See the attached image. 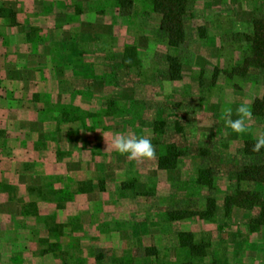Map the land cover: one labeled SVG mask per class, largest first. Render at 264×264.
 <instances>
[{"label":"rangeland","instance_id":"rangeland-1","mask_svg":"<svg viewBox=\"0 0 264 264\" xmlns=\"http://www.w3.org/2000/svg\"><path fill=\"white\" fill-rule=\"evenodd\" d=\"M134 2L132 11L118 9L111 0L67 2L86 10L83 22L67 27L40 28L33 17H22L23 24L16 26L0 19V179L9 181L21 172L17 185L5 192L10 201L0 202V264H99L98 257L102 264H115L113 259L123 256L132 264H186L179 249L181 231L210 245L208 257L196 264L214 259L264 264V228L256 233L248 228L257 211L224 212L230 175L243 165L264 162V156L244 153L245 141L264 133V119L252 117L248 131L237 135L222 116L231 108L235 119L236 108L247 104L252 109L264 92V72L249 79L226 74L249 55L246 36L253 20L264 16V0H190L187 39L178 49L168 46L160 30L162 16L151 4ZM15 6L23 12L19 3ZM68 8L58 14L70 15ZM70 38L78 39L75 45ZM127 46L137 48L140 71L121 64ZM72 50L76 56H60ZM53 52L59 57H49ZM169 55L182 62L180 82L167 80ZM67 93L82 98L68 104ZM64 112L77 120L63 122ZM156 120L167 122L161 143L187 148L176 170L158 169L163 148L156 144ZM19 131L27 133L29 146L34 143L33 152H15L20 144L13 137ZM120 132L149 138L156 158L133 162L106 150ZM202 149L208 154L203 156ZM13 157L20 163L13 164ZM51 167L62 175H48ZM205 167L216 175L217 217L171 220L172 211L205 208L210 192L196 182ZM84 178L96 184L86 200L75 199L63 209L48 201L62 197H53L51 188L59 192ZM102 182L105 191L99 188ZM1 183L0 198L7 186ZM257 189L264 193V185ZM31 204L41 205L43 215H25ZM49 216L65 226L62 235L48 237ZM152 246L159 255L147 258L145 249Z\"/></svg>","mask_w":264,"mask_h":264},{"label":"trees","instance_id":"trees-1","mask_svg":"<svg viewBox=\"0 0 264 264\" xmlns=\"http://www.w3.org/2000/svg\"><path fill=\"white\" fill-rule=\"evenodd\" d=\"M120 10L132 11L135 7L134 0H111ZM153 10L159 13L161 18L160 30L164 34L169 47L178 49L187 39L186 32V18L190 9V0H147ZM0 18L8 19L12 25H16V13L9 8L0 7ZM247 41L251 44L249 55L244 57L243 62L234 67L231 71L226 72L230 78L239 77L242 79H249L255 72H264V16L256 17L253 20L252 33L246 36ZM121 64L130 69L133 67L142 69L141 58L136 47L127 46L121 58ZM167 80L170 82H180L183 79L182 62L176 55H169L167 57ZM116 105V103H111ZM253 117L264 119V92L256 98L252 104ZM63 122L69 123L77 119L70 118V112H64ZM154 132L156 134L157 145L162 146L161 154L158 158V169L162 171L176 170L180 166L181 159L187 155V148L181 146L177 142L161 143V136H164L167 129V122L164 120H156L153 124ZM177 133L182 134V127L176 124ZM155 141V142H156ZM256 139L246 140L244 143V153L249 157L264 156V148L259 153L252 152V146ZM203 156L208 154L206 149H202ZM231 188L224 198V212L226 216H230L235 209H242L247 212L257 211V216L250 220L249 230L252 233L259 232L264 228V193L257 189V186L264 185V162L246 164L240 167L237 171L230 175ZM197 184L206 188L210 195L206 199L204 209L198 211H184L177 210L170 213V219L174 221L189 220L198 217L203 220H212L218 215V203L216 197V175L211 167L201 168L198 171ZM70 186L65 187L59 192L51 188V195L58 197L55 200L48 201L55 203L58 209H63L72 202L76 196L83 194H90L95 192L96 184L92 180L88 181H71ZM104 182L99 185L100 190L105 191ZM102 185V186H101ZM254 188H249V186ZM1 186V185H0ZM125 186V185H124ZM53 187V185H51ZM11 186L7 185L1 192H7ZM42 190V189H41ZM42 192V191H41ZM34 207V208H33ZM34 209L33 213L30 211ZM31 208L25 210V215L33 214L39 215L38 205L31 204ZM28 210V211H27ZM51 219L53 224H50L46 230L48 237L51 238L55 234H63V226L56 222V218L52 216L47 217ZM57 235V236H58ZM48 238V239H49ZM47 239V240H48ZM179 249L185 256L186 264H196L202 261L209 255L210 245L203 240H198L193 232L185 231L178 234ZM47 253V252H45ZM159 250L152 246L145 249V256L147 258L158 257ZM97 262L103 263V258L98 257ZM115 264H132V259L129 256L115 257L113 259ZM211 264H223L219 259H214Z\"/></svg>","mask_w":264,"mask_h":264},{"label":"crops","instance_id":"crops-1","mask_svg":"<svg viewBox=\"0 0 264 264\" xmlns=\"http://www.w3.org/2000/svg\"><path fill=\"white\" fill-rule=\"evenodd\" d=\"M72 1L73 0H19V2H17V0H15L13 2V4L18 5V3H19V5L22 7V10H23L22 13L21 12L17 13L18 10L16 9V6L11 4V3H8V2H10V0H3L2 3H0V7L12 9L16 13V21H17L16 25H18V24L22 25L23 24L22 17H25V18H32L33 17L34 21L36 23V24L34 23L35 26L40 27V28L41 27H47V26H54V25L67 27V26L76 25V24L83 22L84 18L86 17V15H85L86 10L83 7H82V9H79V8H75L71 4L67 3V2L72 3ZM68 6H71L72 12L70 13V15H69V13L68 14L65 13L62 16L61 12L58 14L59 11L68 8ZM68 9H70V8H68ZM76 9L83 10V11L79 12V14H76V12H75ZM0 19L8 20V19H4V18H0ZM34 24H33V26H34ZM16 25H13V26H16ZM51 40L54 41L55 39H51ZM77 40L78 39H75V38L69 39L70 43H72L74 45L76 44ZM50 48H52V47L50 46ZM50 51H52V50L50 49ZM59 55H60L59 52H53L52 55H50V56L48 55V56L51 58H55V57H59ZM76 55H77L76 52L74 50H72L69 53L68 52L61 53L60 56H62V58L67 57V56L69 58H71V57H74ZM75 69H77V67H75ZM78 69H80V68H78ZM70 70L73 71V66L70 67ZM39 92H42V91H39ZM65 96H67V98L70 99V101H68L69 103L67 101H66V103H68V104L71 103L73 105H76L75 101H76L77 97L82 98L80 95L76 96V94H73V93H67ZM71 98L73 101L71 100ZM13 138L20 144L19 150H17V151L14 150L15 152H20V153H25V154H27L28 152H30V153L33 152L34 143H32L31 146H29L30 140L28 139L26 132L19 131L17 136H15ZM8 146H9V144H8ZM84 150L85 149L83 148L81 151L84 152ZM82 158L84 159V154L82 155ZM83 159H81V160L83 161ZM16 160H18V159L13 157L12 163L18 164L17 162H19V161H16ZM14 161H15V163H14ZM15 173H17V174L11 175L12 177L10 176L9 181H7V180L5 181V179L3 178V179H0V183L5 182L6 185H9L11 187H12V185H17V183L19 182L18 178L21 175V172L18 171ZM48 175H50L51 177H54V176H61L62 174L58 173L57 171H54V167H51V172L48 173ZM66 175L74 177L73 175H71L69 173ZM85 179H89V178L78 179V181H86ZM3 183H1V184H3ZM2 193H4V194L1 195L2 197L0 198V202L1 201L4 203L9 202L10 201L9 198L8 197L6 198L7 194H5V192H2ZM87 195H89V194L78 195L75 197V199L83 201V200H86L85 198ZM38 207H39L38 211L40 212L41 215H43V212L41 211V209H43V207H41V205H38ZM55 213H56V210L52 209L51 215L54 216V215H56ZM4 216H5V214H2L1 217H4ZM58 216L59 215H57V217ZM181 232H185V231H181Z\"/></svg>","mask_w":264,"mask_h":264},{"label":"clouds","instance_id":"clouds-1","mask_svg":"<svg viewBox=\"0 0 264 264\" xmlns=\"http://www.w3.org/2000/svg\"><path fill=\"white\" fill-rule=\"evenodd\" d=\"M236 118L233 119V110L226 108L223 113L224 124L226 128L231 129L233 133L242 135L248 131V122L252 120L253 114L250 106L241 104L235 110ZM106 143V142H105ZM264 148V133H261L252 146V152L259 153ZM106 150H112L121 156H125L133 162H143L156 158V149L151 140L147 137H137L134 133H116L111 142L106 143Z\"/></svg>","mask_w":264,"mask_h":264}]
</instances>
